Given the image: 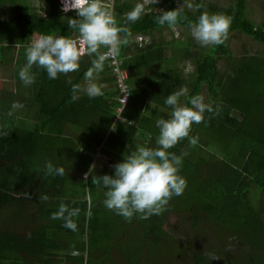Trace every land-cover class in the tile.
Masks as SVG:
<instances>
[{
	"label": "trees",
	"instance_id": "trees-1",
	"mask_svg": "<svg viewBox=\"0 0 264 264\" xmlns=\"http://www.w3.org/2000/svg\"><path fill=\"white\" fill-rule=\"evenodd\" d=\"M111 1L120 25L143 3ZM248 1L158 0L145 5L144 15L128 23L129 43L117 54L131 92L121 118L115 119L118 91L108 61L96 79L103 95L95 98L81 91L73 99L67 82L71 78L83 87L95 57H82L78 72L57 79L36 66L34 83L25 85L19 77L26 49L37 36L78 35L68 26L75 11L64 13L61 0H37V7L31 0H0V264H177L179 258L185 264H264V54H234L228 38L218 46H201L192 36L152 38L163 28H174L156 23L161 10L183 8L186 19L177 28L190 31L188 22L202 13H222L232 20L228 37L241 33L264 44V16L254 21ZM260 4L264 9V0ZM138 34L149 38L136 45L139 56L157 53L163 68L145 75L133 68L128 56ZM166 46L170 55L161 57ZM176 54L192 66L185 75L172 68ZM182 89L187 95L180 97L181 104L204 89L211 99L206 104L213 107L191 127L195 145L185 138L167 150L182 156L179 175L186 187L160 214L147 219L135 214L129 221L106 208L107 189L96 177L114 175V166L128 154L123 152L126 144L159 147L156 121L171 118L165 100ZM14 102L22 107L13 108ZM150 103L165 109L155 113L157 119L150 118ZM48 163L63 167L65 174L49 173ZM95 163L101 165L98 174ZM43 195L47 200L40 199ZM61 203L79 208L73 217L76 231L51 218ZM208 229L221 231V246L184 251ZM209 254L220 259L209 261Z\"/></svg>",
	"mask_w": 264,
	"mask_h": 264
},
{
	"label": "clouds",
	"instance_id": "clouds-1",
	"mask_svg": "<svg viewBox=\"0 0 264 264\" xmlns=\"http://www.w3.org/2000/svg\"><path fill=\"white\" fill-rule=\"evenodd\" d=\"M61 3L64 13L75 11L76 18L69 17L68 26L76 30L78 35L73 38L64 35L37 36L26 49L27 62L20 69L19 77L25 85L34 83L32 68L36 66L46 70L49 79H57L60 75L67 76L69 73L78 72L82 57H95L91 61V67L84 74L86 84L83 87L80 84H72L71 78L67 82L71 84L73 99L78 98L81 91L89 98L102 96V86L96 83V79L104 70L106 61L118 54L121 45L129 43L131 31L128 23L139 20L145 13V5H155L158 0H144L143 3H138L126 14L123 25L118 24L116 20L114 2L61 0ZM187 7L192 8L193 5L189 3ZM182 18L186 19L183 17V8L161 10L156 23L160 26L167 24L169 27H175ZM231 22L228 15L204 12L195 22L189 21L188 26L191 35L201 46H218L227 40ZM139 41V45H143L148 42V38L140 37ZM185 95L187 91L182 89L167 96L165 104L172 108V112L170 119L161 118L156 121L159 128L156 143L159 147H138L114 166V175L96 177L95 182L102 183L107 189L104 200L107 209L115 211L129 221L135 214H140L141 219H147L153 214H160L173 196L182 195L186 187V179L179 175L182 156L167 150L179 141L189 138L193 123H202L205 119L204 113L213 111V107L206 104L204 97L200 95L192 96L186 104H181L180 97ZM19 107L22 105L14 102L13 108ZM189 142L195 145L197 138L191 137ZM47 169L51 174H65L63 167H54L51 163L47 164ZM40 199L47 200V196L43 195ZM79 211V208H69L61 203L58 210L51 214V218L64 220V227L76 231L77 224L73 217H76ZM208 258L209 261L220 259L215 254H209Z\"/></svg>",
	"mask_w": 264,
	"mask_h": 264
},
{
	"label": "rangeland",
	"instance_id": "rangeland-1",
	"mask_svg": "<svg viewBox=\"0 0 264 264\" xmlns=\"http://www.w3.org/2000/svg\"><path fill=\"white\" fill-rule=\"evenodd\" d=\"M218 3H227L229 0H216ZM31 2L35 5V7L38 6L37 0H31ZM144 2V0H142ZM248 3L250 4L251 10H252V19L254 21H260L261 18L264 16V9L261 7L260 0H249ZM186 4V3H185ZM155 37L160 36L163 38H166L168 40L171 39V37L176 36L177 38L186 39L187 36L191 35V30L187 31V29H180L177 27L174 28H163L160 32H155ZM193 38V36H192ZM194 39V38H193ZM228 43L229 46L234 54H240V53H261L264 54V44H260L256 41H253L252 39L246 37L245 35L241 33H231L228 37ZM17 47L13 48V56H12V50L10 51V55L13 57L12 61V69L15 65L16 57H17ZM185 62V64H184ZM186 67V71H184V75L191 71V64L189 61H186L185 59L182 60V67ZM183 74V72H182ZM201 96L204 97V102H210L211 99L207 97V94L205 90L203 89L201 92ZM232 114L239 116L240 114L236 111H232ZM94 171H97L96 173H100V164L95 163L93 164ZM97 167V169H96ZM223 244V240L221 238V231H212V230H206L203 237L199 238L198 241L194 243H188V247L184 250H188L191 248H198V249H209L212 247H219ZM185 260L182 258H179L177 261V264H185Z\"/></svg>",
	"mask_w": 264,
	"mask_h": 264
},
{
	"label": "crops",
	"instance_id": "crops-1",
	"mask_svg": "<svg viewBox=\"0 0 264 264\" xmlns=\"http://www.w3.org/2000/svg\"><path fill=\"white\" fill-rule=\"evenodd\" d=\"M140 37H143L145 39V37L143 35H141V34H138V35L134 36V40L132 42V47H131L132 51H131V54L128 56V58L130 59L129 61L135 64V67H133V68L140 70V72H142L144 75H145V73L147 74L151 70H153L155 72L154 69L158 68L159 65L163 68L164 66L161 64L160 60L156 58V57H158L157 53H152V51H151L152 54L149 53L147 56H139V54L137 53L136 45L141 42V41H139ZM152 38L155 39V40L166 39V38H163V37H160V36H157V37L152 36ZM146 43L147 42H145L144 44H146ZM170 52L171 51L169 50V47L166 46L165 47V52L162 53L161 57L169 56ZM175 57H176V60H175V62L173 64V66H172L173 70L176 71V72L179 71L181 74L183 72V74H184V71L187 70L186 67L184 66L185 62H184L183 67H182V60L184 59V57L178 58V54H176ZM143 62H148L149 66H142L144 64ZM127 76H128V71H127ZM132 79L133 80L135 79L134 75H131L130 80H132ZM127 83H128V78H127ZM85 84H86V81H84V85ZM150 107H151V109H149V111L152 113L150 115V118L152 120L158 118V116L155 113H157L159 110H165L161 106H159L157 104H154V103H150ZM138 147H139L138 144H136V145L126 144L124 146V151L123 152L130 154L132 151H135ZM115 152H116V147H115ZM96 169H97V167H96ZM100 171H102L101 170V165H100Z\"/></svg>",
	"mask_w": 264,
	"mask_h": 264
},
{
	"label": "built area",
	"instance_id": "built-area-1",
	"mask_svg": "<svg viewBox=\"0 0 264 264\" xmlns=\"http://www.w3.org/2000/svg\"><path fill=\"white\" fill-rule=\"evenodd\" d=\"M109 2L111 3L112 1L109 0ZM108 62L112 67L113 84L118 91L117 99L119 106L116 109V118H120L122 108L126 104L131 92L127 83V70L120 67L121 60L117 57V55L113 59L108 60Z\"/></svg>",
	"mask_w": 264,
	"mask_h": 264
}]
</instances>
